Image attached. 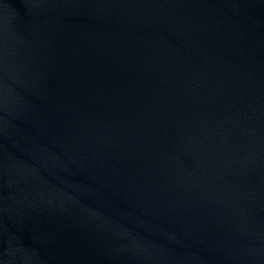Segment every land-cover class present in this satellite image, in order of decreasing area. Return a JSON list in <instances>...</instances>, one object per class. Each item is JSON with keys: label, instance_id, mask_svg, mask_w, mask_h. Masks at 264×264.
<instances>
[{"label": "water", "instance_id": "water-1", "mask_svg": "<svg viewBox=\"0 0 264 264\" xmlns=\"http://www.w3.org/2000/svg\"><path fill=\"white\" fill-rule=\"evenodd\" d=\"M0 264H264V0H0Z\"/></svg>", "mask_w": 264, "mask_h": 264}]
</instances>
